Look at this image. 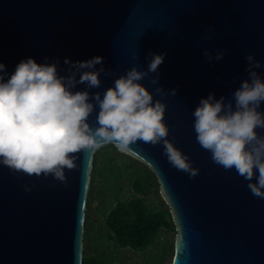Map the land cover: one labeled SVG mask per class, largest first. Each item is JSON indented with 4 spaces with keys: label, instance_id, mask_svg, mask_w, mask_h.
Listing matches in <instances>:
<instances>
[{
    "label": "water",
    "instance_id": "1",
    "mask_svg": "<svg viewBox=\"0 0 264 264\" xmlns=\"http://www.w3.org/2000/svg\"><path fill=\"white\" fill-rule=\"evenodd\" d=\"M206 48L213 56L217 50L226 55L207 62ZM149 53L167 55L158 73L141 83L167 105V139L200 170L189 178L172 167L162 143L138 142L137 155L126 154L151 170L170 209L176 230L171 264H264V199L253 197L234 170L211 161L196 141L192 115L212 93L231 98L247 78V54L264 63V0H0L5 79L27 58L38 64L58 59L63 75L65 58L101 56L113 75L101 74V87L89 91L103 93L132 67L146 70ZM258 71L264 76V67ZM156 75L159 83L153 85ZM157 87L176 89L177 95L163 96ZM82 90L87 86L74 89ZM98 111L89 119L93 127ZM97 151L80 154L77 168L65 170L66 182L14 175L0 165V264H83Z\"/></svg>",
    "mask_w": 264,
    "mask_h": 264
},
{
    "label": "clouds",
    "instance_id": "2",
    "mask_svg": "<svg viewBox=\"0 0 264 264\" xmlns=\"http://www.w3.org/2000/svg\"><path fill=\"white\" fill-rule=\"evenodd\" d=\"M164 54L149 53L151 60L146 70L139 65L119 76L113 86L100 91L101 74L112 76L103 67L104 58L86 61L65 58V74L58 71L59 60L38 64L34 58L19 62L10 75L0 63V165L12 174L52 176L66 182L65 170L77 168L80 154L94 153L113 144L122 153L137 155L133 146L161 144L168 162L195 178L200 170L193 167L189 156L167 139L169 126L165 123L167 105L154 100L142 80L158 73ZM207 62L219 61L226 53L210 49L203 52ZM139 59V54L134 56ZM247 78L240 82L231 98L215 94L200 100L192 113L196 141L211 161L225 171L234 170L247 181L246 187L257 199H264V76L258 71L264 63L255 54L244 57ZM97 65H101L97 69ZM151 83L157 85L159 76ZM78 85L88 90L74 91ZM156 93L176 96L177 90ZM96 127L89 123L94 111ZM30 192L31 187L25 185Z\"/></svg>",
    "mask_w": 264,
    "mask_h": 264
},
{
    "label": "trees",
    "instance_id": "3",
    "mask_svg": "<svg viewBox=\"0 0 264 264\" xmlns=\"http://www.w3.org/2000/svg\"><path fill=\"white\" fill-rule=\"evenodd\" d=\"M100 189H103V194ZM154 193L160 196L156 205L150 199ZM94 201L108 202L103 212L105 234L117 249L146 252L163 231H176L170 209L160 195L157 178L151 170L115 146L106 145L94 156L86 211L83 264H118L114 256L101 251L106 247L104 241L98 243V249L90 244L91 227L96 222L92 208L95 206L97 212L100 210V205ZM165 254L166 247L154 264H164Z\"/></svg>",
    "mask_w": 264,
    "mask_h": 264
},
{
    "label": "rangeland",
    "instance_id": "4",
    "mask_svg": "<svg viewBox=\"0 0 264 264\" xmlns=\"http://www.w3.org/2000/svg\"><path fill=\"white\" fill-rule=\"evenodd\" d=\"M100 190V193L103 194V189ZM150 199L156 205L160 200V196L159 194L154 193L151 195ZM103 200H105V197ZM96 201H94V203L100 205V210L97 212L95 206L92 208L93 218L96 219V222H93V226L91 227L93 230L91 232L92 238H90V244L93 245V247L96 245V249H98V243L104 241L106 247L101 251H106L109 256H114L118 264H154L158 260V257L161 256L163 248L166 247L164 264L172 263L176 231H163L155 244L151 246L146 252H134L131 249H117L115 248L114 244L108 240L105 234L106 226L103 212L108 202ZM102 237L104 238L102 239Z\"/></svg>",
    "mask_w": 264,
    "mask_h": 264
}]
</instances>
